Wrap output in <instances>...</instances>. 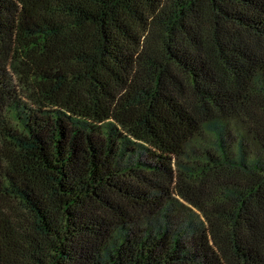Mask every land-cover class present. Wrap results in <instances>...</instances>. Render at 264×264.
Listing matches in <instances>:
<instances>
[{
    "label": "trees",
    "instance_id": "trees-1",
    "mask_svg": "<svg viewBox=\"0 0 264 264\" xmlns=\"http://www.w3.org/2000/svg\"><path fill=\"white\" fill-rule=\"evenodd\" d=\"M0 264H264V0H0Z\"/></svg>",
    "mask_w": 264,
    "mask_h": 264
}]
</instances>
